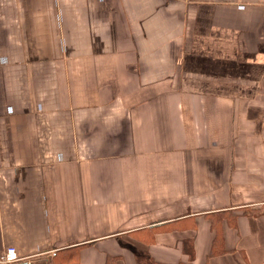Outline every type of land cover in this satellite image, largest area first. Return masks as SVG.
Segmentation results:
<instances>
[{
	"label": "crops",
	"instance_id": "1",
	"mask_svg": "<svg viewBox=\"0 0 264 264\" xmlns=\"http://www.w3.org/2000/svg\"><path fill=\"white\" fill-rule=\"evenodd\" d=\"M9 245L264 264V0H0Z\"/></svg>",
	"mask_w": 264,
	"mask_h": 264
},
{
	"label": "built area",
	"instance_id": "2",
	"mask_svg": "<svg viewBox=\"0 0 264 264\" xmlns=\"http://www.w3.org/2000/svg\"><path fill=\"white\" fill-rule=\"evenodd\" d=\"M31 258V256L20 255L14 245H9L0 252V264H31Z\"/></svg>",
	"mask_w": 264,
	"mask_h": 264
},
{
	"label": "trees",
	"instance_id": "3",
	"mask_svg": "<svg viewBox=\"0 0 264 264\" xmlns=\"http://www.w3.org/2000/svg\"><path fill=\"white\" fill-rule=\"evenodd\" d=\"M217 235H218V236L215 237V243H216V245L214 246V248H213V250H212L211 256L215 255L216 253H219V251H218V250H215V249H216V247H217V243H219V241L221 240V237H222V236H221V232H220V233L218 232ZM141 259H142V258L138 256V264H143V262H142ZM146 259L151 260L150 258H147V257H146ZM152 264H160V263L152 262ZM161 264H163V263H161Z\"/></svg>",
	"mask_w": 264,
	"mask_h": 264
}]
</instances>
